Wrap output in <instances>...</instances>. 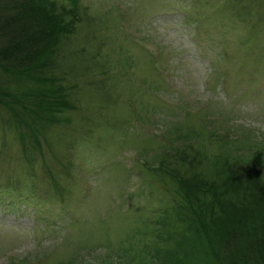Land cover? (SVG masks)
Instances as JSON below:
<instances>
[{"label": "rangeland", "instance_id": "1", "mask_svg": "<svg viewBox=\"0 0 264 264\" xmlns=\"http://www.w3.org/2000/svg\"><path fill=\"white\" fill-rule=\"evenodd\" d=\"M45 1L78 18L50 75L72 105L43 147L59 188L41 155L21 157L0 107V264H140L175 204L153 166L264 171V0ZM214 203L221 228L224 195Z\"/></svg>", "mask_w": 264, "mask_h": 264}, {"label": "trees", "instance_id": "2", "mask_svg": "<svg viewBox=\"0 0 264 264\" xmlns=\"http://www.w3.org/2000/svg\"><path fill=\"white\" fill-rule=\"evenodd\" d=\"M71 10H55V4L45 0H0V70L11 76L7 79L11 83L0 85V107L10 117L8 127L16 130L21 157L33 163L38 156L33 154L41 155V161L37 158L41 171L56 188L43 147L52 144L46 139L47 130L60 122L63 110L72 108L65 91L50 76L60 41L76 28L77 8ZM0 123L4 124L1 119ZM179 127L170 129V137H187L189 132L180 133ZM175 163L167 164L168 171L162 170L163 164L152 167L154 177L164 183L165 176L170 179L175 204L163 206L159 225L152 228L151 240L156 242L143 246L140 264H264V171L253 167L238 175L226 164L224 172L217 166L212 169L209 179L202 172L181 175ZM35 182L37 186L36 177ZM4 184L15 196L20 188L24 196L34 194L31 186ZM222 195L224 223L218 228L214 218L221 213L215 212L214 202Z\"/></svg>", "mask_w": 264, "mask_h": 264}]
</instances>
